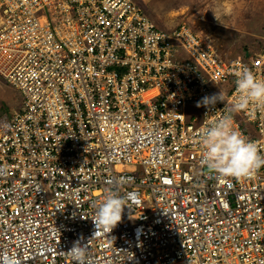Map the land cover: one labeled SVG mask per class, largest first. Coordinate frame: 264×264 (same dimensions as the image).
I'll return each instance as SVG.
<instances>
[{"label":"built area","instance_id":"1","mask_svg":"<svg viewBox=\"0 0 264 264\" xmlns=\"http://www.w3.org/2000/svg\"><path fill=\"white\" fill-rule=\"evenodd\" d=\"M214 48L137 0H0V82L24 97L0 117V264H75L77 241L86 264H264V168L211 175L201 143L231 116L264 154V108L230 110L236 71L264 79V45L246 61ZM221 83L223 103L196 106ZM113 190L122 220L94 235Z\"/></svg>","mask_w":264,"mask_h":264},{"label":"rangeland","instance_id":"2","mask_svg":"<svg viewBox=\"0 0 264 264\" xmlns=\"http://www.w3.org/2000/svg\"><path fill=\"white\" fill-rule=\"evenodd\" d=\"M147 4L150 14L168 34L187 26L216 46L219 57L247 60L257 55L264 43V0H137ZM155 14V15H154ZM172 44L177 45L175 42ZM179 52L185 53L181 48ZM213 87L225 97L229 83ZM24 97L18 90L0 82V117H11L23 108ZM189 121L192 119L188 117ZM243 264V263H242Z\"/></svg>","mask_w":264,"mask_h":264},{"label":"clouds","instance_id":"3","mask_svg":"<svg viewBox=\"0 0 264 264\" xmlns=\"http://www.w3.org/2000/svg\"><path fill=\"white\" fill-rule=\"evenodd\" d=\"M175 29L174 27L171 31ZM178 48L182 49L177 44L176 55H185L179 52ZM214 49L216 50V46ZM235 76L237 96L230 110L237 111L250 104L264 108V79L257 78L246 67L236 71ZM223 102L224 94L220 90L219 93L202 98L196 106H204L209 110L215 108L217 103ZM201 135L202 161L209 174L221 178L243 179L255 176L264 168V154H261L255 143L248 141L233 129L231 116H225L203 129ZM125 206L124 198L120 196L118 190L110 191L105 199L95 206V215L92 218L95 226L94 235L101 231L110 233L121 222ZM87 252L86 244L77 241L67 254L72 256L75 264H86ZM4 264H16V261L8 257Z\"/></svg>","mask_w":264,"mask_h":264},{"label":"bare ground","instance_id":"4","mask_svg":"<svg viewBox=\"0 0 264 264\" xmlns=\"http://www.w3.org/2000/svg\"><path fill=\"white\" fill-rule=\"evenodd\" d=\"M199 231H200V228L198 226L193 229V232H199ZM196 234H198V233H196ZM167 235L165 236L164 241L165 240L169 241V238H171V237H169ZM193 243L198 248H200L202 246H208L209 245L208 242H206V241H204V242H193ZM135 262L138 263V264H142L141 262H137V261H127L126 263L127 264H135ZM181 264H184V263H181ZM199 264H204V263L202 262V263H199Z\"/></svg>","mask_w":264,"mask_h":264},{"label":"trees","instance_id":"5","mask_svg":"<svg viewBox=\"0 0 264 264\" xmlns=\"http://www.w3.org/2000/svg\"><path fill=\"white\" fill-rule=\"evenodd\" d=\"M142 5H143L144 9L149 10L147 4H142ZM263 45H264V43H263ZM2 84H3L4 86H6V87H9L7 84H4V83H2ZM9 88H10V87H9Z\"/></svg>","mask_w":264,"mask_h":264}]
</instances>
